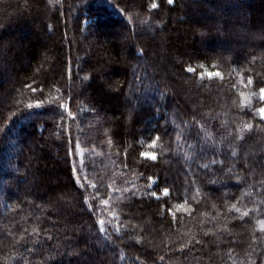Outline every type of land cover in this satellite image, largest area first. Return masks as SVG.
Here are the masks:
<instances>
[{"label":"trees","instance_id":"trees-1","mask_svg":"<svg viewBox=\"0 0 264 264\" xmlns=\"http://www.w3.org/2000/svg\"><path fill=\"white\" fill-rule=\"evenodd\" d=\"M194 2L201 7L190 9ZM221 4L250 14V25L229 20L226 8L208 10L215 24L198 23L196 13ZM263 7L0 0V73L8 76L0 85V264H264ZM171 21L198 34L175 37ZM35 27L51 35L48 49L41 57L31 45L16 68L11 43ZM104 32L123 34L128 54ZM233 37L246 48L210 49L211 39ZM102 52L123 107L110 122L106 92L93 83ZM28 139L44 167L28 162ZM48 162L63 193L20 198L22 183ZM49 178L36 188L49 193Z\"/></svg>","mask_w":264,"mask_h":264},{"label":"rangeland","instance_id":"rangeland-1","mask_svg":"<svg viewBox=\"0 0 264 264\" xmlns=\"http://www.w3.org/2000/svg\"><path fill=\"white\" fill-rule=\"evenodd\" d=\"M258 2V1H257ZM257 2H255L254 7H256ZM201 4L200 2L198 3H193L191 6L189 5L190 9L195 10L197 9V7H199ZM188 7V8H189ZM201 7V6H200ZM207 11L205 14H195V17H197L198 23H201L202 25L208 26V25H212L215 24V22H217V19H211L212 17L210 16V12L209 11H214L220 14V12L225 11L226 6L221 4V5H215V6H210L207 7ZM227 9V14L226 15L229 20H235L239 17L240 21L248 26L250 25V14H248L245 11H241L239 9H236L235 7H229L226 8ZM209 10V11H208ZM262 12L264 13V7L262 9ZM194 15V14H193ZM190 16V15H189ZM189 16L185 17V20L183 19V21L186 23L187 18H189ZM258 20H260L261 23H263L264 26V18H259ZM256 22V19H255ZM184 23V24H185ZM258 23V21H257ZM184 24L182 25V27L179 26L178 23H176L175 21H171L170 25L173 28V35L175 37H177L179 34H183L184 32L188 31L189 33H194V35L198 34V31H196V27H191V29H188L187 27H184ZM208 24V25H207ZM218 25V23H217ZM258 25V24H257ZM147 28V32L151 33V28L146 27ZM176 29H178V33L175 32ZM184 31V32H181ZM118 31H122L121 29ZM105 35L104 36H108L109 39H116L119 42V54L121 55V57H124L128 54L129 52V45L127 46L126 42V37L122 34L118 37H116L115 35H109L108 33L104 32ZM122 33V32H121ZM220 35H224L223 33H220ZM51 35L49 36H43L41 30L38 27L34 28V32H28L26 33L25 36H20L18 35L16 42L11 43L12 44V49L13 52L16 54L15 58L14 56L10 57V61L11 64H13L16 68L18 66H22V63L20 62L19 58L21 56V54L23 55V51H26L28 47H30L31 45H34V49H38V51L40 52V56L42 55L41 53L44 50L48 49V45L47 42L49 41ZM225 37V36H224ZM192 37L189 36V41H190V45H192V47L194 48V46L196 47H201L202 46V42L199 40V37H195V39H191ZM260 38H263L262 36H260ZM106 37L102 38L100 43H104V41H106ZM212 40V46H211V50L216 51V52H222L223 50H228L230 52H232L231 54H235V52L240 51L245 49L246 44L245 41H240L237 40L236 37L231 38L230 40L226 38L227 41L225 42H217L214 39ZM237 40V41H235ZM33 42V43H32ZM234 42H236V46L234 45ZM31 43V44H30ZM85 43H91V40H84V45ZM93 44L91 43V46ZM90 46V45H89ZM239 48V50L237 49ZM42 57V56H41ZM41 58H38L36 60L35 65H38L39 61ZM110 59H112L110 57V55H108V53H104L102 52L100 55V58L98 59L97 63H96V68L94 70L95 73V80H94V84L98 85L101 87V89L106 92L105 94V102L102 104L103 109L105 110V114L104 117L110 121H112L114 118H119V116L116 115V113H120V111L122 110L123 107H121L120 103H119V97L117 95L118 91L116 88V85L118 83V80L114 77H112L111 73L109 72V70L107 69V65L109 64L108 61H111ZM172 60L177 61L178 58L173 57ZM165 70H166V74L172 76L173 78L177 79V75H175V73H172V69L171 67H169L168 64H165ZM0 73V85L3 84L4 82H7L8 80V76L2 75ZM264 94V93H263ZM129 99V95H127L126 100ZM261 116L264 117V108H262L260 110ZM117 116V117H116ZM128 124V121H126V125ZM128 128V127H127ZM28 146H29V151L27 153V159L28 162L31 165H36V164H42L41 162V158L40 156V151H39V143L36 140H30L28 139ZM144 155L153 158L155 156L154 152H152L151 150H146L144 152ZM52 156L55 160H59V154L56 153V150L52 151ZM42 167L43 164H42ZM50 170V171H49ZM54 166H52V164L50 162H48L45 165V172L43 174H41L40 172H38L37 174H33L32 176H29L26 178V180L22 183V190L19 192L18 196L22 199H24L25 201H29L31 202L34 199H38V198H50V196L53 195H58L57 192L61 191V188H58V182L59 181H63L64 179L59 176L55 171H54ZM48 174V175H47ZM54 174V175H53ZM51 175H53V177H51ZM47 176H49V186L50 188V192L48 193L45 189L43 188H36V185L38 183H40L41 180H43V178H46ZM54 190V191H53ZM54 192V194H53ZM62 192V191H61ZM63 193V192H62ZM55 212H57L55 210ZM1 239V238H0ZM1 244L4 243V239L2 238L0 240Z\"/></svg>","mask_w":264,"mask_h":264}]
</instances>
